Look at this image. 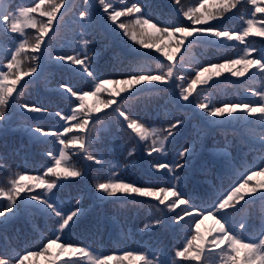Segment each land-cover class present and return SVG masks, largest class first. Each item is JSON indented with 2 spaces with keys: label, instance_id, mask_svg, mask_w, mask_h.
<instances>
[{
  "label": "rangeland",
  "instance_id": "obj_1",
  "mask_svg": "<svg viewBox=\"0 0 264 264\" xmlns=\"http://www.w3.org/2000/svg\"><path fill=\"white\" fill-rule=\"evenodd\" d=\"M28 1L30 6L17 7L18 35L23 27L24 34L30 30L26 37L36 38L51 16L48 33L54 34L64 13L71 26L58 38L64 44L46 36L39 52H30V67L37 58L45 59L31 74L34 81L49 59L56 62L48 85L59 102L41 82L23 92L24 100H17L21 90L16 85L5 94L16 114L39 125L21 124L22 118L10 122L14 113L3 110L7 132L18 136L0 135V208H9L7 219L21 216L30 238L14 247L18 254L0 251V264H264V223L253 216L252 207L255 198H264V0H81L80 11L73 9L77 0ZM4 4L0 72L7 68L9 75L14 67L12 73L21 72L18 64L26 59L11 60L15 44L4 23L13 6ZM106 24L122 28L132 48L154 54L151 59L159 66L126 57L128 73L115 83L108 79L107 95L97 97L87 68L94 64L104 70L101 76L112 73V61L102 59L117 51V30L112 34ZM105 42H113L107 51ZM91 55L95 61L89 63ZM145 68H152L151 76L137 72ZM0 75L5 77L4 71ZM95 75L93 81L101 85L105 80ZM134 79L135 88H121ZM161 90L169 100L162 106L154 94ZM126 94L133 95L128 99ZM218 121L228 127L217 129ZM233 127L252 133L249 140L260 142L258 150L248 153L242 174L234 165L221 169L220 177L216 168L209 176L212 157L218 166L233 162L237 152L226 141L237 137ZM142 132H153L149 139L158 155L149 174L124 163L126 152L137 147L127 133L140 139ZM37 143L45 144L40 150ZM113 156L139 182L136 195L145 194L146 202L112 200L114 182L125 178L112 168ZM205 176L211 177V186L199 182ZM235 177L239 184L234 181L228 188L235 187L232 192L224 191L220 178L228 184ZM195 182L202 196L206 188L211 197L197 201ZM164 183L171 188L168 201L162 198ZM218 187L223 191L217 196ZM152 203L155 207L146 208Z\"/></svg>",
  "mask_w": 264,
  "mask_h": 264
},
{
  "label": "trees",
  "instance_id": "obj_2",
  "mask_svg": "<svg viewBox=\"0 0 264 264\" xmlns=\"http://www.w3.org/2000/svg\"><path fill=\"white\" fill-rule=\"evenodd\" d=\"M62 1V0H61ZM75 1V0H74ZM73 1V2H74ZM5 3L4 5H9V6H13L11 9H9V11H6V16L9 20V22L7 23H4V26H8L10 33H11V37H9L10 40H12L15 44L14 46V49L11 53V60H13L15 57H17V59L21 58L22 56L25 57V61L23 60L21 63L18 64V66L20 68H22L21 72L17 71L16 73H12L14 72L15 70V67L11 70H9V75H8V70L7 68H5L4 70H2L1 72L4 71V74H5V77H3L2 75H0V98L2 100V104H1V108H0V112H1V117H0V135H1V138H8L9 137H12V138H15L17 139V137L15 136H18L16 133L10 131V132H7L6 130V126H7V120H6V117L5 115H3V110H4V114H7L9 112L12 111V113H14L13 116H15L14 118H9L8 120L10 122H18L16 119L17 118H22V122L21 124H30V125H34V124H37L39 125V120L37 121H32L30 120L29 118H27L26 116H23V115H19V114H16V111L14 109V107H12V104L11 102H7V96L5 94H7L9 92V89L11 87H14L15 85L18 86V90L20 91V93L18 94V97H17V100H24L25 98L23 97V92H27L28 88L32 85H36L38 82H41L42 83V87L44 88L45 90V93L47 95H57L54 91L55 89H51L50 86L48 85V82L52 80V75L50 74L51 71H50V68L51 70L54 68V66H56V62H50L52 60L49 59V63H47V65H44L43 67V71L42 73L41 72H38V75L35 77V81H34V77H31V74H34L35 72V68H37V65H39L41 63V61H45V59H41V58H37L36 59V66H29V64L33 63V62H29V59L33 58L30 56V52L31 51H36V52H39L38 49H37V46L39 45L40 41L44 38V37H48L49 39H58L60 38V36H66V33L69 32L68 30L70 29L69 26L70 23L69 22H64L65 19H64V15L66 13H64L62 16H60V21H58V25L56 27V31H54V34H51V33H48V29L51 27V17L49 19L48 22H46V25H44L42 28V30L38 31V36L36 38H34L32 35L30 37H26V35L28 34V32L30 30H27L24 34V28L22 27L21 30H22V33H19L18 35V32H17V27H16V23H17V19H16V14H19L20 12V8L23 7V6H30L31 3L28 1V0H0V5L2 3ZM14 2V4H13ZM75 5H73V9H77L79 8V11L81 9H83V6L85 5L84 1L82 2L81 0H77L75 1L74 3ZM17 7H20V8H17ZM17 8V9H16ZM89 13L91 14V16L94 18V13L93 11L89 10ZM51 14V13H50ZM25 15L26 14H23L22 15V19H25ZM88 19V18H87ZM105 20L109 23V18L108 17H105ZM76 22H80V21H77L75 20ZM87 21H85L84 23H86ZM78 24V23H77ZM113 26V24H112ZM112 26H108L106 24L105 28L108 29L109 32L113 33V31L115 32L116 30L117 31H120V32H115V34H118V44L117 43H114V47L113 48H117V51H109L110 53H113V56L111 57H106V58H103L102 59V62L104 61H112V69H110V71H112V73H106L104 75L101 76V72H103L104 70L100 69V68H96L95 65L93 64L92 66H90V68H87V70L89 71V75L87 74V77L89 78V76H91V85L93 86L94 90L97 92V97L100 96V94H104L103 96L107 95V91L108 89L110 88L109 86L106 85V81L108 79H111L112 82H116L118 78H124V74H127L128 72L127 71V68H125V59L126 57H138L140 60H145L146 62H150L151 64H154L152 68H157L159 66V64L157 62H154L151 58H152V55L154 56V54H150L149 52H145L143 49L142 51L140 49H135V48H132L134 45L132 44L130 38L128 37V34L125 32V33H121L122 32V28H116V27H112ZM95 27V26H94ZM100 27L102 28V26L100 25ZM3 28V27H2ZM0 28V37H2L3 33H4V30ZM34 31L36 30L33 29ZM113 30V31H112ZM130 30V29H129ZM33 32V31H31ZM6 33L9 35V33L6 31ZM14 34V35H13ZM57 35V36H56ZM102 36H105L106 33L103 31L101 33ZM14 37V38H13ZM22 38V39H21ZM21 39V40H20ZM15 40V41H14ZM63 39H58V40H55L57 43L58 42H61L62 44H64L63 41H61ZM109 41V40H107ZM110 43H113V42H105V45H106V51L107 49H109V45ZM7 45H5L6 47ZM12 46V43L11 45H9V47ZM68 46H75L73 43H70ZM108 46V47H107ZM116 50V49H114ZM25 51V52H24ZM130 52V53H129ZM136 52V54H135ZM144 53H148V54H144ZM92 54V52H91ZM118 55V58H117V55ZM1 55V54H0ZM99 55V54H98ZM116 55V56H115ZM144 55H147V57H145ZM51 56L53 57L54 54L53 52L51 53ZM124 57V58H123ZM120 58L124 59V60H121ZM92 59H93V56L91 55V60L89 61V63L92 62ZM88 60V59H87ZM35 61V60H34ZM95 61V58L93 59V62ZM48 62V61H47ZM158 65H157V64ZM105 63H103L104 65ZM52 67H50V66ZM0 66L1 63H0ZM151 68V69H152ZM47 69H49V72H47ZM151 69H148V68H145V69H141V70H137V72H146L148 73L147 75L148 76H151L152 73L150 72H153V71H150ZM154 69V70H155ZM165 69H167L165 67ZM0 72V74H1ZM132 72H136V71H132ZM37 73V72H36ZM98 74L97 76V80L99 77L103 78L105 81L102 82V84L100 85V83L96 82V81H93V78L95 75ZM146 73H140V74H146ZM48 75V76H47ZM22 76H26L25 78L23 77V79H20L22 78ZM17 78L20 79L19 82L17 83ZM33 80H31V79ZM38 79V80H36ZM7 80V81H5ZM137 82V79H134L132 81H129V83H124L121 85V88L123 90H128V89H133L137 86L136 84ZM93 83V84H92ZM46 84V85H45ZM160 87V86H158ZM31 90L33 88H30ZM35 89V88H34ZM158 90V89H156ZM142 91V90H140ZM162 91V90H161ZM146 92V91H144ZM153 93V92H151ZM156 96H157V99L159 100V104L162 106L163 104H166L169 100H166L165 97L166 95L162 92H158V93H154ZM133 94H126V96H129L128 99H130L132 97ZM57 98V96H56ZM14 99H15V96H14ZM59 98H57V101H58ZM59 102V101H58ZM57 105V104H56ZM160 105H156L157 106H160ZM131 110V109H129ZM4 116V117H3ZM223 122H219L217 123L216 126H220L222 125ZM41 126V125H40ZM100 126V125H99ZM105 127L104 126H101V129L103 130ZM218 129V128H217ZM3 134V136H2ZM153 134V132L150 133H146V132H142L141 133V136H140V139L138 137H133L131 136L130 134L127 133L128 138L130 139V141L132 142H136V150L133 151L132 153H129V152H126L125 154V157H124V163L126 164V161H128V165H125L126 167H133L135 169H140L139 171L142 173H146V174H149L150 172L153 173L154 171L152 169H154L155 167H152L151 166V163L153 161V163L155 164V160H157V157L158 155L155 153V151H153V149L151 148V146L153 145V142L150 141L149 138H151V135ZM252 135V133H247L246 130H245V135L247 136V141L245 143V149L246 148H251L253 147V152H256L258 150V148H256L257 145L260 144V142L258 141H250L249 140V135ZM233 136V135H232ZM0 138V139H1ZM228 138H231L233 140H236V136L234 137H229ZM252 138H253V135H252ZM21 140H28L27 137L25 136H22V139ZM223 140V135L221 137L220 140H217V145H220L223 144L222 142H225V141H222ZM233 140H226L228 142V144L231 146V147H234V141ZM4 140H0V143L3 142ZM51 141V140H50ZM148 142V143H147ZM211 140L208 141V144H210ZM43 144L45 143H42V144H38L37 143V148L38 149H42L43 148ZM36 145V144H35ZM120 147H124V143L120 145ZM235 151H240V148L239 146H235L234 147ZM122 150H119V152H121ZM199 154L201 152V150L199 149V151H197ZM249 152V151H248ZM122 153V152H121ZM155 153V154H154ZM116 155V154H115ZM236 155H238V152L236 153ZM161 156V155H160ZM204 158H203V161L204 160H208V157L206 154L203 155ZM244 155L243 154H239L237 157H231L230 159L233 160L232 163H228L227 161H223L225 166L223 167L222 165L218 166L216 165V162H210L208 161L207 163H211L210 164V167H207V170L208 171H213V172H210L209 173V176L210 174H214V171H215V168L217 169V172H218V175L220 177L221 173V169L224 170L225 167H230V166H234V165H239V172L240 174H242L243 172L242 171H245L244 167H248L249 164L247 163V161H244L242 158ZM197 157V155L194 157V159ZM111 166L114 170H118L119 173H116V174H120V173H123L125 175V178L123 180H120L118 182H114L113 184L116 185L118 184V186L115 187L113 193H115V198H113L112 200H121V201H127L128 203H135L136 201H140L141 203L143 202H146V200H142L144 199V197L146 196L145 194H137V187L136 185L139 184V182H137L136 180H133V177L130 173H125L124 171H122V167H120V160H118L117 157L113 156L111 159ZM202 162V160H200ZM117 165V166H116ZM218 166V167H217ZM242 170V171H240ZM144 174V175H146ZM159 174V173H157ZM200 181L202 183L203 186H206L207 184L211 183V177H199ZM237 177H235L233 180H232V183H228V180H223L224 181V191H227V192H232V190L235 188V187H231V189H228L231 184H234L233 182L235 181L236 185L239 184L238 180H236ZM139 186V185H138ZM160 186L164 187V188H167V191H166V194H164L162 196V198H164L165 196V199L170 200L171 197L168 195L170 192V187L168 186V184H161ZM198 188L200 189L201 187L198 185ZM214 189V188H213ZM219 191H223L222 189H217V196H218V192ZM54 200H56V198H54ZM166 201V202H167ZM18 205L19 203L16 202ZM16 203L12 204V207H17L15 206ZM132 206V204H130ZM211 206V205H210ZM149 207H155L154 203H152L151 205H147L146 208H149ZM253 209H254V212H256V214H253L254 216H259L258 217V220L262 221L264 223V198L263 199H256L254 202H253ZM18 208V207H17ZM8 210L9 208H0V251H4L5 253H11V256L15 255V254H18V251L14 250V247L15 246H18L20 244V242L22 241H25V240H28L29 241V238H30V234L28 231H24L23 232V227L22 225L20 224L21 222V219H18V216H15V217H12L10 219H7L6 216H7V213H8ZM147 212V211H146ZM150 213V212H148ZM153 215H155V212L152 213ZM110 216L116 220V222H122L123 221V218H119L118 216L116 215H113V214H110ZM140 216V214H139ZM6 218V219H5ZM5 219V220H4ZM142 221H144V218L142 217ZM8 222V223H7ZM25 229V228H24ZM13 252H16V253H13ZM22 252V251H21ZM20 252V253H21Z\"/></svg>",
  "mask_w": 264,
  "mask_h": 264
}]
</instances>
